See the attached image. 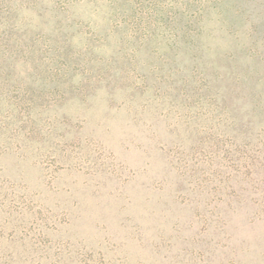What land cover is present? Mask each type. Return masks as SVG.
<instances>
[{
	"label": "rangeland",
	"instance_id": "1",
	"mask_svg": "<svg viewBox=\"0 0 264 264\" xmlns=\"http://www.w3.org/2000/svg\"><path fill=\"white\" fill-rule=\"evenodd\" d=\"M0 264H264V0H0Z\"/></svg>",
	"mask_w": 264,
	"mask_h": 264
}]
</instances>
